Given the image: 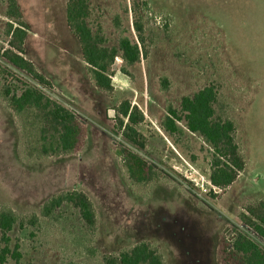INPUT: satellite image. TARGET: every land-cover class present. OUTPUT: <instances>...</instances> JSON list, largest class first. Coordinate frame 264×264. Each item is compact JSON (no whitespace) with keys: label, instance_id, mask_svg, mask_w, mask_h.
Wrapping results in <instances>:
<instances>
[{"label":"rangeland","instance_id":"1","mask_svg":"<svg viewBox=\"0 0 264 264\" xmlns=\"http://www.w3.org/2000/svg\"><path fill=\"white\" fill-rule=\"evenodd\" d=\"M16 1L28 29L24 57L51 82L45 95L73 110L85 130L80 152L29 158L20 122L0 99V208L24 223L9 233L18 264H103L104 255L139 242L158 249L165 264H222L219 245L234 231L261 245L239 216L264 200V0H89V24L101 26L109 46L121 34L136 41L134 8L144 25L147 54L128 67L129 76L115 60L110 93L96 88L86 72L66 24L67 0ZM6 8L0 0V50L9 48ZM116 16L124 33L114 26ZM0 68V85L13 74L17 87L36 86L1 58ZM206 86L217 91V115L235 123L245 162L222 191L209 182L211 150L203 139L184 120L178 123L183 132L175 135L161 126L168 106L179 109L183 97ZM124 101L143 114L137 130L146 140L144 150L121 136L118 119H126L118 109ZM124 147L153 168V181L130 183L119 155ZM71 190L91 200L94 230L69 204L52 218L40 216L48 199ZM32 215L37 225L28 222Z\"/></svg>","mask_w":264,"mask_h":264},{"label":"trees","instance_id":"2","mask_svg":"<svg viewBox=\"0 0 264 264\" xmlns=\"http://www.w3.org/2000/svg\"><path fill=\"white\" fill-rule=\"evenodd\" d=\"M7 23L6 36L9 38L8 49L0 50V58L15 69L24 72L36 86L24 84L17 87L10 79L0 85V99L18 118L22 136L26 142L23 150L29 158L60 157L80 152L85 143V130L73 110L45 95L43 90H52L51 82L24 57V43L27 25L21 20L16 0H6ZM142 6L146 7V4ZM133 31L136 41L120 35L116 46H109L100 25L91 26L89 0H67L65 5L66 24L76 38L86 72L96 88L110 93L113 90L111 67L119 58L122 62L121 74L129 76L128 67L138 63L145 51L144 25L133 9ZM114 26L121 30L119 17L114 18ZM120 33H124L123 30ZM1 69V68H0ZM166 81L164 88H166ZM217 91L213 86H206L192 96L181 99L179 109L168 106L161 122L165 132L175 135L183 132L178 125L184 120L185 128L199 135L211 150V172L209 182L215 190L230 187L244 170L245 162L235 140L236 125L229 119L217 115ZM118 119L121 136L126 143L144 150L146 140L137 130L144 117L141 111L130 102L124 101L119 106ZM123 168L132 185L145 186L157 176L153 168L139 154L130 148L119 149ZM217 193L213 194L216 196ZM69 204L78 210L83 224L90 230L96 228V214L91 200L81 191L71 190L52 196L40 209V216L52 218L56 209ZM242 226L257 237L261 245L240 231H234L230 239H224L218 253L222 264H264V200L249 204L239 216ZM32 225L38 224V217L32 215ZM22 228L24 223L9 208H0V264L12 260L18 264V247H11L9 233L15 226ZM103 264H165L162 254L148 242H139L117 255H104Z\"/></svg>","mask_w":264,"mask_h":264},{"label":"water","instance_id":"3","mask_svg":"<svg viewBox=\"0 0 264 264\" xmlns=\"http://www.w3.org/2000/svg\"><path fill=\"white\" fill-rule=\"evenodd\" d=\"M112 111L109 112V114H111Z\"/></svg>","mask_w":264,"mask_h":264},{"label":"crops","instance_id":"4","mask_svg":"<svg viewBox=\"0 0 264 264\" xmlns=\"http://www.w3.org/2000/svg\"><path fill=\"white\" fill-rule=\"evenodd\" d=\"M26 39V38H25ZM30 61V60H29ZM35 66V65H34ZM43 74V73H42ZM45 76V75H44Z\"/></svg>","mask_w":264,"mask_h":264}]
</instances>
